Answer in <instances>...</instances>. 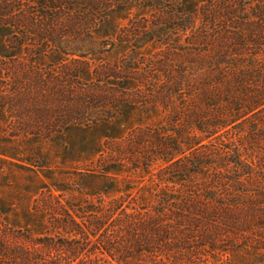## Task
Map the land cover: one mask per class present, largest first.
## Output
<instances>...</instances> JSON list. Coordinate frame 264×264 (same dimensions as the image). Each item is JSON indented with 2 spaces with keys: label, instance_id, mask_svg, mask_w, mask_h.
I'll list each match as a JSON object with an SVG mask.
<instances>
[{
  "label": "trees",
  "instance_id": "1",
  "mask_svg": "<svg viewBox=\"0 0 264 264\" xmlns=\"http://www.w3.org/2000/svg\"><path fill=\"white\" fill-rule=\"evenodd\" d=\"M120 107L163 121L158 155L165 172L185 174L180 191L150 204L118 187L98 203L50 194L31 229L0 213V264H217L264 251L259 170L238 144L222 149L234 158L224 166L211 151L232 132L264 139V0H0L4 120L49 138Z\"/></svg>",
  "mask_w": 264,
  "mask_h": 264
},
{
  "label": "rangeland",
  "instance_id": "2",
  "mask_svg": "<svg viewBox=\"0 0 264 264\" xmlns=\"http://www.w3.org/2000/svg\"><path fill=\"white\" fill-rule=\"evenodd\" d=\"M124 23L117 21L120 25ZM154 47L156 50L160 46ZM120 53L115 46L103 59L114 60ZM81 84L83 90L89 89L87 83ZM109 116L113 119L96 125L85 122L79 129L49 138L27 136L21 124L9 123L10 118L4 120L0 116V213L9 228L35 226V222L41 221L34 212L36 203L38 200L47 203L50 194L63 204L81 200L98 203L95 196H115L111 190L118 187L131 193L130 198L140 192L150 204L155 202V196L167 190L180 191L185 174L165 172L167 165L158 155L167 138L161 133L163 121L128 107L113 109ZM142 127L150 130L139 131ZM252 127L254 125L247 122L246 130ZM227 138L229 142L222 144L224 148L218 142L212 144L216 162L224 166L234 160L224 157L222 149L227 152L233 145H240L242 154L253 159L259 170L252 184L256 190H264V139L256 142L250 136L239 138L235 132ZM190 180L198 181L193 177ZM46 210L45 226L46 219L58 213L54 205ZM130 264L135 263L131 260ZM217 264H264V251L239 249L223 256Z\"/></svg>",
  "mask_w": 264,
  "mask_h": 264
}]
</instances>
